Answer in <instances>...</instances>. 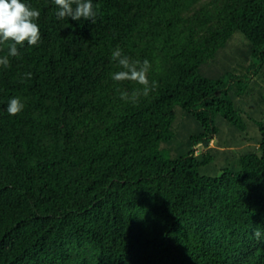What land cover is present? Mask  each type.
Returning <instances> with one entry per match:
<instances>
[{
	"label": "trees",
	"instance_id": "16d2710c",
	"mask_svg": "<svg viewBox=\"0 0 264 264\" xmlns=\"http://www.w3.org/2000/svg\"><path fill=\"white\" fill-rule=\"evenodd\" d=\"M26 2L41 41L0 66V264H264V119L258 147L221 169L212 149L196 154L223 126L248 127L264 0H92L94 24ZM236 34L247 47L221 60ZM117 47L150 61L147 96L112 79ZM178 115L197 124L182 142Z\"/></svg>",
	"mask_w": 264,
	"mask_h": 264
},
{
	"label": "clouds",
	"instance_id": "9594fccd",
	"mask_svg": "<svg viewBox=\"0 0 264 264\" xmlns=\"http://www.w3.org/2000/svg\"><path fill=\"white\" fill-rule=\"evenodd\" d=\"M58 11V19L71 17L74 20H91L95 23L97 12L92 0H54ZM98 7V5L96 6ZM40 12L26 0H0V51L7 48V54L0 56V66H9V57L19 56L18 46H36L41 41L40 25L38 23ZM112 59L118 61L122 69L113 73L114 81H133L143 86L142 94L147 96L150 91L157 87L155 81L150 82L148 73L151 68L150 61L144 59L131 60L130 57L123 55L119 47L112 53ZM31 73L26 72L25 77L31 78ZM119 91V89H118ZM141 94L139 90L133 91L131 96L127 91L120 92V98L128 101H136ZM25 105L19 97H12L8 101L7 112L15 116L23 111ZM255 237L261 238V231L257 228L254 232Z\"/></svg>",
	"mask_w": 264,
	"mask_h": 264
},
{
	"label": "rangeland",
	"instance_id": "374dc122",
	"mask_svg": "<svg viewBox=\"0 0 264 264\" xmlns=\"http://www.w3.org/2000/svg\"><path fill=\"white\" fill-rule=\"evenodd\" d=\"M246 47V40L241 35L236 34L232 38L224 55L221 57V60L227 58L231 59L232 55L236 53L238 49H245ZM238 63H241V61ZM236 65V68L239 70L238 72H246L245 67L248 63ZM249 89L250 94L246 95L241 103L243 109L242 115L248 124L246 131L233 132V130L226 125L223 126V131L215 135L209 143H200L196 146V154H200L209 148L213 150L215 159L211 162V165L216 171L227 164V157L233 160L240 154L258 147L260 132L258 126L254 123L253 117L264 119V111H259L264 110V102L260 99L261 95H264V75H252ZM175 129L178 135V141L182 142V139H186L191 133L196 131L197 124L195 121L187 120L183 116L178 115L175 122ZM176 144L177 138L170 144L163 143V146L175 147Z\"/></svg>",
	"mask_w": 264,
	"mask_h": 264
}]
</instances>
